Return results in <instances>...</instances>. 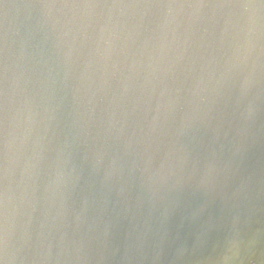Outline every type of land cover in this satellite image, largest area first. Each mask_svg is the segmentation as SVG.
<instances>
[{
    "label": "water",
    "instance_id": "obj_1",
    "mask_svg": "<svg viewBox=\"0 0 264 264\" xmlns=\"http://www.w3.org/2000/svg\"><path fill=\"white\" fill-rule=\"evenodd\" d=\"M4 264H264V0H0Z\"/></svg>",
    "mask_w": 264,
    "mask_h": 264
},
{
    "label": "clouds",
    "instance_id": "obj_2",
    "mask_svg": "<svg viewBox=\"0 0 264 264\" xmlns=\"http://www.w3.org/2000/svg\"><path fill=\"white\" fill-rule=\"evenodd\" d=\"M0 264H4V261L3 260H0Z\"/></svg>",
    "mask_w": 264,
    "mask_h": 264
},
{
    "label": "snow or ice",
    "instance_id": "obj_3",
    "mask_svg": "<svg viewBox=\"0 0 264 264\" xmlns=\"http://www.w3.org/2000/svg\"><path fill=\"white\" fill-rule=\"evenodd\" d=\"M0 260H2V259H0Z\"/></svg>",
    "mask_w": 264,
    "mask_h": 264
}]
</instances>
